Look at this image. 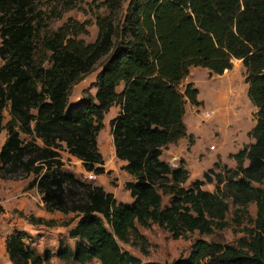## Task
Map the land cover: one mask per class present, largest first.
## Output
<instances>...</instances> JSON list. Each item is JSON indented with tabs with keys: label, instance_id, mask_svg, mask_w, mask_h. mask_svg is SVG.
I'll use <instances>...</instances> for the list:
<instances>
[{
	"label": "trees",
	"instance_id": "obj_1",
	"mask_svg": "<svg viewBox=\"0 0 264 264\" xmlns=\"http://www.w3.org/2000/svg\"><path fill=\"white\" fill-rule=\"evenodd\" d=\"M125 1L89 4L97 35L86 42L78 37L87 32L86 21L68 17L57 28L41 26L44 13L60 19L82 0H0V130L7 133L0 170L33 174L29 187L38 188L45 210L75 216L62 224L76 219L68 231L74 245L57 250L63 260L160 264L142 262L119 242L144 240L137 225L152 223L173 239L194 231L214 236L230 226L232 205L241 236L233 242L197 238L185 258L166 264H264V0H127L124 6ZM102 57L95 93L67 109L71 86ZM233 59L245 69L247 96L256 108L248 132L254 142L229 155L235 167L210 168L185 187L183 159L171 167L160 158L165 146L187 135L186 101L200 104L192 82L179 85L192 66L222 74ZM114 105L120 109L110 120V134L115 156L132 178L124 183L130 203L63 170L59 152L62 147L86 171L103 174L97 135ZM5 108L10 118L3 123ZM22 133L33 138L24 141ZM212 182L213 191L203 189ZM162 194L169 195L165 205ZM5 249L13 264H44L51 255L27 246L19 230L8 235Z\"/></svg>",
	"mask_w": 264,
	"mask_h": 264
},
{
	"label": "rangeland",
	"instance_id": "obj_2",
	"mask_svg": "<svg viewBox=\"0 0 264 264\" xmlns=\"http://www.w3.org/2000/svg\"><path fill=\"white\" fill-rule=\"evenodd\" d=\"M82 1L77 8L64 12L60 19L49 20V14L44 13L42 15L44 21L41 22V26L43 29H54L60 26L68 17H72L80 22L86 21L87 23V32L79 34L78 37L83 38L86 42L94 41L97 35V26L94 19V10L89 6L93 0ZM126 4L127 0L124 2V6ZM99 12L103 13L104 11L101 9ZM104 60L105 57H102L89 73L71 86L68 92L67 109L75 108L83 96L95 93L97 73ZM2 64L3 60L0 58V66ZM244 77L245 69L242 63L240 64L236 59H233L231 70L224 71L222 74H209L208 70L203 67L193 69L191 78L195 82V87L199 89V97L204 102L193 109L190 115L187 114V124L194 133L193 136L191 135V140L187 136L181 138V146L179 149H175L187 162V164L184 163V166L187 167L189 174L183 186H190L195 179H202L203 173L210 168H213L214 171H220L223 164L228 167H235L236 162L229 155L236 153L244 145L254 142L248 132L255 124L254 112L256 109L247 96V84ZM183 87V84L179 85L180 89H183ZM121 88L122 85H119L116 90L120 91ZM119 109V105H114L104 115V126L97 136L100 146L112 145L110 120L118 114ZM187 109L189 110V107ZM206 111H211L210 116L205 117L203 115ZM3 115V123H5L10 118L8 108L3 110ZM6 135V130H0V148L6 139ZM21 138L28 141L33 136L22 133ZM37 142H39V139H37ZM211 145H213V148H210ZM59 152L64 162L63 170L73 173L85 182H90L84 176L86 170L81 159L78 158L80 162L76 161V157L67 154L62 147ZM104 154L103 167L105 172L98 174V178L90 183H103V188L112 190L117 201L130 203L132 198L128 190L124 188V183L127 180H132V178L127 176L122 169L123 163L115 158L114 151L111 153L109 150H104ZM170 155L171 153L164 152L160 157L168 160ZM180 160L176 161L177 166ZM215 161H219V166H214ZM244 164H247V160ZM32 177L33 174H27L22 170L10 173L4 169L0 170V264H13L8 258L5 241L8 235L15 230L23 233L26 245L37 253L41 255L45 251L51 253L49 260L44 264H99L96 259L78 263L63 260L57 256V250L61 244L74 245V239L69 238L68 231L75 224L76 219L70 225L65 226L62 225L64 222L75 217L72 213L47 212L38 188L36 186L29 187ZM203 189L213 191L215 182L205 183ZM168 200L169 195L162 194V204H167ZM248 210L251 216L254 217L256 208L253 203L248 206ZM232 211L233 206L230 205V211L227 214L230 226L221 232H217L214 236H205L194 231L173 239L166 229L152 223L148 227L137 225L144 240L137 239L133 243L120 241L119 244L123 250L139 257L144 263L166 264L179 257L185 258L189 253L191 244L197 238L207 240L213 238L225 242L235 241L243 233L239 232V226L233 224ZM39 217L46 220L53 219L57 222V225L37 222L35 219Z\"/></svg>",
	"mask_w": 264,
	"mask_h": 264
},
{
	"label": "crops",
	"instance_id": "obj_3",
	"mask_svg": "<svg viewBox=\"0 0 264 264\" xmlns=\"http://www.w3.org/2000/svg\"><path fill=\"white\" fill-rule=\"evenodd\" d=\"M237 60V62H240V64H241V61L240 60H238V59H236ZM195 67H200V66H192V67H190V69H189V74L182 80V83L181 84H183L184 86L187 84V83H189V82H192L193 84H194V86H195V82L192 80V78H191V73L193 72V69L195 68ZM229 70H231V69H226V70H224V71H229ZM197 88V87H196ZM197 90H198V94H197V100L199 101V105H193V104H191L189 101H186V103L184 104V108H185V113H184V115H183V121H184V123H185V125H186V131H187V137H188V135H194V133L192 132V130H191V128H190V126L187 124L188 122L186 121V118H188V115H190L191 114V112L193 111V109H195L196 107H198V106H200V105H202V103L204 102L203 100H201V98L199 97L200 95H199V89L197 88ZM113 107V106H112ZM111 107V108H112ZM187 107H189V110L187 109ZM110 108V109H111ZM256 109V108H255ZM188 114V115H187ZM111 135V134H110ZM192 135V136H193ZM98 136V135H97ZM185 136V137H186ZM182 138H184V137H182ZM112 142V141H111ZM181 142H182V139L180 138V139H178L177 140V142H175V143H169L167 146H165L163 149H162V154H164V152H169V153H171V155H170V157H169V159L168 160H166V159H164L163 157H160L161 159H163L164 161H166V162H168L169 164H170V159L172 158V157H176V159H177V161L178 160H180V159H183V161H184V163H186L187 164V162H186V160L182 157V156H180L179 154H178V151H176L175 149H179V147L181 146ZM194 142V141H193ZM97 144H98V147H99V151L101 152V154H102V156H103V159H105V154H104V150H106V151H110L111 153L114 151V145H113V143H112V145H108V146H100L99 145V143H98V141H97ZM112 149H113V151H112ZM161 154V155H162ZM115 155V154H114ZM180 157H182V158H180ZM115 158H116V156H115ZM180 158V159H179ZM117 160L119 161V162H122V163H124V161H122V160H119L118 158H117ZM187 166V165H186ZM187 168V167H186ZM126 173V172H125ZM127 174V173H126ZM127 176H129L128 174H127ZM130 177V176H129ZM97 185H101V186H103L104 187V184L103 183H97ZM105 190H107V191H110V189H106V188H104ZM110 192H113L112 190L110 191ZM50 213V212H49Z\"/></svg>",
	"mask_w": 264,
	"mask_h": 264
},
{
	"label": "built area",
	"instance_id": "obj_4",
	"mask_svg": "<svg viewBox=\"0 0 264 264\" xmlns=\"http://www.w3.org/2000/svg\"><path fill=\"white\" fill-rule=\"evenodd\" d=\"M210 114H211V111H206L203 113V115L205 117L210 116ZM210 148H213V145H211ZM75 160L80 162V160L77 157L75 158ZM176 161H177L176 158L172 157L170 159V166L177 167ZM84 176H85L86 180H88L90 182L95 181L98 178V174H96L94 171H86Z\"/></svg>",
	"mask_w": 264,
	"mask_h": 264
}]
</instances>
